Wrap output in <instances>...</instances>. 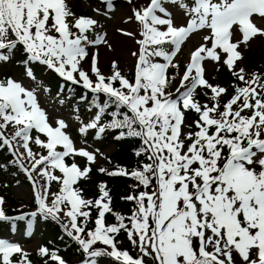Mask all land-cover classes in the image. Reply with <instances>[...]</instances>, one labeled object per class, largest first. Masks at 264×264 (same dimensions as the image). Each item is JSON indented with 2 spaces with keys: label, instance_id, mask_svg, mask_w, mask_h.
<instances>
[{
  "label": "snow or ice",
  "instance_id": "1",
  "mask_svg": "<svg viewBox=\"0 0 264 264\" xmlns=\"http://www.w3.org/2000/svg\"><path fill=\"white\" fill-rule=\"evenodd\" d=\"M101 3L103 9L93 8L98 16L114 14L115 0ZM126 3L131 15L123 23L135 22L137 30L116 31L137 45L130 53L134 67L125 74L113 59L105 75L99 46L115 49L98 19L75 16L66 0H0V65L19 56L28 78L35 79L38 64L94 97L102 94V100L93 101L94 116L81 122L78 132L86 136L92 130L100 138L118 130L116 140L140 141L134 155L144 158L132 169H98L136 182L122 197L133 204L130 214L113 210L104 182L97 198L86 199L79 182L103 153L76 148L69 125L57 119L53 126L36 91L11 76L0 78V150L6 149L26 175L37 205L31 213L9 216L0 196V223L15 229L26 221L30 231L31 218L56 222L85 257L82 264H264V72L238 67L241 49L264 38V27L254 22L264 19V0ZM170 7L183 13V23H176ZM237 30L242 38L234 40ZM201 31L207 34L180 75L174 58ZM206 62L222 64L233 77L226 102L228 88L209 82ZM173 69L176 74L169 75ZM177 77L178 86L169 91ZM199 91L206 102L197 98ZM189 112L198 117L190 124ZM33 144L42 151H34ZM77 157L86 160L83 168ZM53 183L59 186L56 192ZM93 210L97 215L90 228ZM106 214L113 223L106 222ZM122 233L138 250L135 257L119 247ZM37 255L43 264H68L56 248L40 246ZM0 264L32 261L18 243L0 239Z\"/></svg>",
  "mask_w": 264,
  "mask_h": 264
},
{
  "label": "rangeland",
  "instance_id": "2",
  "mask_svg": "<svg viewBox=\"0 0 264 264\" xmlns=\"http://www.w3.org/2000/svg\"><path fill=\"white\" fill-rule=\"evenodd\" d=\"M118 1V2H116ZM115 11L113 13H109L108 16H98L94 11L93 8L100 7V0H66V4L68 5L69 10L75 14V16H90L93 18H96L99 20L100 24L103 26V31L107 34V39L109 42L113 45V48L115 51H110L107 48L103 46H99V67L101 71L105 75H109L111 72V61L113 59H116L119 61L120 68L122 72L125 74H130V70L133 69L135 58L130 55L132 51L137 50V45L135 42L127 38L119 33H117V28H124L128 31H136L137 30V24L135 22L133 23H123V20L126 19L127 16L131 15L130 8L131 6L126 3V0H115ZM149 0H134V3L137 7H143L148 4ZM170 11L173 12V15L175 17L176 23L181 24L184 22L183 13L175 7H170ZM254 22L258 26L264 27V19L255 17ZM75 31V30H74ZM100 31V29H98ZM207 32L201 31L198 34L193 35L188 41L185 42L184 45H182V50L180 53H178L177 57L174 58V62L178 63L180 65L179 73L182 75L185 65L187 64L190 53L192 50H194L195 47L199 46L200 43L203 42L202 37L206 35ZM90 36L93 34H89ZM242 38V34L239 33L237 30L235 32V35L233 39H239ZM264 38H255L250 42V46L247 48H242V54H243V60H241L238 63V67H244L247 72L251 73L252 71H261L264 72ZM90 51H95L94 48L90 49ZM162 62V60H161ZM89 62L84 63L85 70L89 69ZM206 69V78L209 80L212 84H219L221 86H224L228 88V94L225 95L222 99V103L226 102L231 94L233 93L232 84L233 82H227V83H221L219 81V77L215 76L216 73H218L221 70H224V73L226 72V75H230L229 71L226 67H223L222 64H217L215 62H206L205 64ZM219 69V70H217ZM174 74H176L177 70L173 69ZM172 74V75H174ZM5 76H11L18 81L22 82L23 85L30 89L36 91L38 95V101L49 117V121L55 125V121L57 119H63L66 121V123L69 125L67 132L71 136V138L74 141V145L76 148L84 147L88 151H95L99 150L100 153H103V156L97 157V162L94 164L98 167L107 168L108 162L105 158V156L110 153L113 150L112 144H107L105 146L99 145L98 142L93 140L95 136L92 134V130L88 132V134L81 135L78 132L79 127L81 126V122L87 123L94 114L92 112L88 113H77L75 108L68 109L62 104L56 105L49 99L44 92V87L36 81H33L32 79L25 76L21 70L17 69L16 67L11 66L10 63L0 65V78H4ZM223 76V75H222ZM94 79V77H93ZM179 84V77H177V80L174 82L173 86L170 87L168 90L174 92L175 87ZM201 94V91L198 92L197 98L201 101V103H204L201 97L199 96ZM210 95V93H209ZM189 113H191V116H189ZM186 114L187 120L186 123H192L195 118H193L192 112H189ZM79 117V119H77ZM187 131V129H185ZM9 132H11V129H9ZM33 136L36 135V132L33 131ZM93 137V138H92ZM41 139L46 140V137L41 135ZM96 139V138H95ZM32 148L36 152H41L42 150L36 146L32 145ZM58 150H62L59 149ZM43 154H46V151H44ZM68 163L72 162V158H67ZM76 162L83 168L86 164V160L84 158L77 157ZM27 166V164H26ZM59 174V173H57ZM22 177L25 176V174L22 172ZM28 182H13V183H1L0 184V196L6 197V193H8V196L12 199H15L18 203V205L23 209H29L28 202H32V208L37 207L34 199V193L32 189V185L30 181L27 179ZM89 188L92 190L90 193H86L83 190V195L86 199H91L92 196H99V186H95L92 183L88 184ZM58 185L56 183H53L51 185V191L56 192L58 191ZM81 188V185H79ZM6 199V198H5ZM18 206V207H19ZM107 222V221H106ZM94 227V223H90V228ZM0 234V239L7 240L9 242L18 243L27 253H29V258L32 261V264H38V260L42 259L37 255V250L40 247V239L38 235L34 232L28 233V232H16L12 233L10 231H3ZM28 233V234H27ZM118 240L120 241V238L118 237ZM121 244V242H120ZM121 249H123L121 247ZM128 249V248H127ZM130 251V249H129ZM135 255L138 254L133 252ZM63 257V256H62ZM68 264H82V261L85 259V257L82 255L80 258H74V257H63ZM15 260L19 259V256L14 257ZM238 259V257H237ZM42 263V262H41ZM107 264H114L113 261H107Z\"/></svg>",
  "mask_w": 264,
  "mask_h": 264
},
{
  "label": "trees",
  "instance_id": "3",
  "mask_svg": "<svg viewBox=\"0 0 264 264\" xmlns=\"http://www.w3.org/2000/svg\"><path fill=\"white\" fill-rule=\"evenodd\" d=\"M19 60L20 57L17 56V58L14 59L10 64L11 66L16 67L17 69L21 70V72H24L26 74L25 66L20 63ZM33 71L35 79L32 80L39 82L44 87L46 94L52 100L69 108H75L80 114L88 112L95 113L97 109L93 106L94 99L96 100V102H99V100L103 99L102 94H100L99 97H94V94H92L90 90L84 89L81 85L62 82V80L59 79L54 72L46 70L43 66L36 64L33 66ZM226 74L227 73H224V70H221L216 73L215 76L219 77V81L221 83L234 81L232 76ZM204 100L207 99L204 97ZM61 101H63V103H61ZM208 102L210 103V101ZM117 132L118 130H109L106 134L102 135L97 140V142L101 146H105L107 144L113 145V150L109 154H107V161L110 167L106 169L113 170L117 166L132 169L137 165L139 159H144L143 157L137 158L134 155V151L140 146V141L135 138H124L122 140H116L115 136ZM12 159L13 157L9 152H7L6 149L0 150V184L5 182L13 183L15 181L26 183V178L21 176V170L14 163H11ZM91 168L92 171L90 172L88 178L82 179L79 182L85 184L83 190L86 193H90L92 191L88 187L89 183H106L112 197L111 206L113 210L118 213L130 214L133 204L131 202L123 200L121 195L127 194L132 189L131 186L136 182L125 177H109L104 173H100L98 171L100 167L96 165H92ZM5 196L6 199L4 209L7 215L16 216L21 213H31L29 211L30 209L28 210L21 208L15 199H12L8 196V193H6ZM28 205L29 208H32L31 201L28 202ZM106 218L114 222V217L111 214H106ZM31 219L33 220V232L38 235L40 243L43 246H48L50 249H59V253L64 257L80 256L81 252L78 250L75 242L71 241L68 237L65 236L59 224L51 220H43L42 218ZM25 227L26 221L19 222L18 227L15 229L11 228L7 223H0V234H2L1 232H3L4 230L10 231L12 233L20 232V230ZM119 238L121 242L120 245L129 249L130 242L127 240L126 235L122 233ZM130 252L134 254L133 252L135 251L134 249H131ZM37 263L43 264V262L41 263L40 260H38Z\"/></svg>",
  "mask_w": 264,
  "mask_h": 264
}]
</instances>
